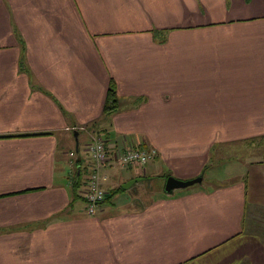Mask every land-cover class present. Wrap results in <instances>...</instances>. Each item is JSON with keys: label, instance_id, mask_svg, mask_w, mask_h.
I'll return each mask as SVG.
<instances>
[{"label": "crops", "instance_id": "0c3cea01", "mask_svg": "<svg viewBox=\"0 0 264 264\" xmlns=\"http://www.w3.org/2000/svg\"><path fill=\"white\" fill-rule=\"evenodd\" d=\"M259 128L264 0H0V264H264V161L162 185ZM96 135L108 195L90 216L74 184ZM130 148L156 162L121 168ZM150 182L165 194L133 205Z\"/></svg>", "mask_w": 264, "mask_h": 264}, {"label": "rangeland", "instance_id": "374dc122", "mask_svg": "<svg viewBox=\"0 0 264 264\" xmlns=\"http://www.w3.org/2000/svg\"><path fill=\"white\" fill-rule=\"evenodd\" d=\"M260 129H264V128H259L258 130ZM96 138H97V135H96ZM98 138H101V137H98ZM247 140L248 141L246 140L245 141L239 140L237 142L234 141L233 143L225 144L222 148L223 151L221 152L214 151L211 159H209L208 161L210 166L206 170L205 175L203 176L204 177L203 184L208 185L210 181L214 183H218V182L228 179L229 177H231V174L234 175L237 172L236 168H239V166L241 165L240 163L245 162V160H249L252 162L264 161V133L258 136H253L252 137L253 141L251 139H247ZM150 162L145 168H149L156 161L151 160ZM138 167H141V166H135L131 168H138ZM166 176H169V175L166 174ZM166 176L162 178L163 186H165L166 184ZM164 181H165V184H164ZM158 186L159 185L156 186L155 184H152L151 182L150 184L137 183L135 187H133L134 189L130 191L131 201L132 200L134 201L133 205L140 206L143 203H147L151 201L156 195L165 194L162 190L164 187L161 185L160 187ZM121 191H124L123 188ZM80 193H81V190H80ZM106 205L108 204L106 203Z\"/></svg>", "mask_w": 264, "mask_h": 264}, {"label": "built area", "instance_id": "2783aa9c", "mask_svg": "<svg viewBox=\"0 0 264 264\" xmlns=\"http://www.w3.org/2000/svg\"><path fill=\"white\" fill-rule=\"evenodd\" d=\"M87 149L93 164L90 165L89 174L83 178V186L81 194L86 200V211L90 216L97 214L98 207L107 198V192L103 186L105 179L103 169L108 166V153L103 141L95 139L90 143ZM156 151L143 148L127 149L118 156V165L121 168H126L131 165L140 164L146 165L151 160L155 159Z\"/></svg>", "mask_w": 264, "mask_h": 264}, {"label": "trees", "instance_id": "16d2710c", "mask_svg": "<svg viewBox=\"0 0 264 264\" xmlns=\"http://www.w3.org/2000/svg\"><path fill=\"white\" fill-rule=\"evenodd\" d=\"M21 69L25 70L23 61L21 64ZM119 107H120V101H119V95H118V85L115 80H111L108 93H107L106 102H105L104 114L105 115L114 114L119 109ZM82 184H83V179H82V174H81L80 181L77 179L76 183L74 184L76 193L78 192ZM121 190L122 188L117 189V191H121Z\"/></svg>", "mask_w": 264, "mask_h": 264}, {"label": "water", "instance_id": "95a60500", "mask_svg": "<svg viewBox=\"0 0 264 264\" xmlns=\"http://www.w3.org/2000/svg\"><path fill=\"white\" fill-rule=\"evenodd\" d=\"M203 180H204V177L202 175L195 178V179L188 180V181H182V180H179L173 176H169L166 180L164 191L167 195H172L174 193V191H176V190L186 189V188H189V187L197 185V184H202ZM137 181H139V180H132L131 182L127 183L126 185H123L122 188L124 190H127V189H129V187L131 185L135 184Z\"/></svg>", "mask_w": 264, "mask_h": 264}]
</instances>
